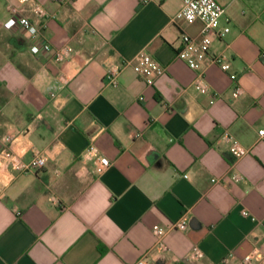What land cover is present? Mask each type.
I'll return each mask as SVG.
<instances>
[{"label":"crops","instance_id":"obj_1","mask_svg":"<svg viewBox=\"0 0 264 264\" xmlns=\"http://www.w3.org/2000/svg\"><path fill=\"white\" fill-rule=\"evenodd\" d=\"M36 1L50 15L42 40L71 47L73 58L61 65L33 55L24 30L2 27L18 1L0 0V264H137L145 256L147 264H221L258 246L264 27L242 0H217L226 13L211 54L229 69L206 62V93L177 58L181 35L203 28L175 20L182 0ZM144 52L165 68L153 86L131 67L107 84L110 65ZM226 134L249 153L236 157ZM90 142L110 161L102 172L83 159ZM34 150L46 157L43 168L12 167ZM182 217L189 228L168 232V252L154 250V228ZM194 246L200 260L188 259Z\"/></svg>","mask_w":264,"mask_h":264},{"label":"built area","instance_id":"obj_2","mask_svg":"<svg viewBox=\"0 0 264 264\" xmlns=\"http://www.w3.org/2000/svg\"><path fill=\"white\" fill-rule=\"evenodd\" d=\"M18 4H8L9 18L2 22V27L6 30L22 29L33 40L34 44L30 51L33 55L52 54L56 63L64 65L73 58V50L69 46L53 49L46 41L42 40V29L45 27V20L50 18L48 12L36 0H17ZM226 8L217 0H182V8L175 17V20H184L191 24L196 21L203 23L200 36H191L183 33L181 35L182 47L177 53V58L187 64V66L197 72L194 81L195 89L200 93L209 91V86L205 78L206 62L217 64L222 70L229 69L228 63L225 62L221 55L211 54L212 34L219 20L224 17ZM229 28H225L224 32H228ZM264 59V50L261 53ZM127 67H131L133 71L144 80L147 86H153L157 79L164 75L165 68L160 65L152 56L147 53H140L131 60H127L119 65H110L106 74L107 84L116 86L120 73ZM59 80L62 85L68 83L67 76L64 72L59 74ZM242 89L237 87L235 94L240 95ZM55 96V94H52ZM230 149L236 157H243L249 153V150L242 146L238 141L230 139L228 134ZM259 138L264 141V129L259 130ZM7 143L11 142V137L4 139ZM84 160H94L97 164V170L102 172L110 166L107 157L99 154L97 145L90 142L83 154ZM12 167L18 170H39L46 165V157L39 150H34L33 158L28 164H24L18 158H12L10 161ZM188 178V175L184 176ZM234 180L240 179L238 175L233 176ZM216 182V179L212 180ZM244 216H248L247 211H243ZM189 228V220L182 217L172 222L168 227L156 226L154 234L156 243L154 250L159 253L168 252V246L165 237L172 230L185 231ZM203 252L199 246H194L188 255L190 260H200ZM137 264H147V257H143ZM221 264H264V234L261 235L259 245L254 247L246 255L239 257L234 253L225 256Z\"/></svg>","mask_w":264,"mask_h":264},{"label":"rangeland","instance_id":"obj_3","mask_svg":"<svg viewBox=\"0 0 264 264\" xmlns=\"http://www.w3.org/2000/svg\"><path fill=\"white\" fill-rule=\"evenodd\" d=\"M241 9L248 12L251 19H256L257 24L264 27V0H242Z\"/></svg>","mask_w":264,"mask_h":264}]
</instances>
